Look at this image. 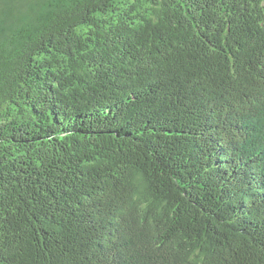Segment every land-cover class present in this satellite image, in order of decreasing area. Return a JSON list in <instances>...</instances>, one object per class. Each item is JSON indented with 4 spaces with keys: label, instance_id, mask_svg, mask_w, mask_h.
Here are the masks:
<instances>
[{
    "label": "trees",
    "instance_id": "1",
    "mask_svg": "<svg viewBox=\"0 0 264 264\" xmlns=\"http://www.w3.org/2000/svg\"><path fill=\"white\" fill-rule=\"evenodd\" d=\"M0 264H264V0H0Z\"/></svg>",
    "mask_w": 264,
    "mask_h": 264
}]
</instances>
